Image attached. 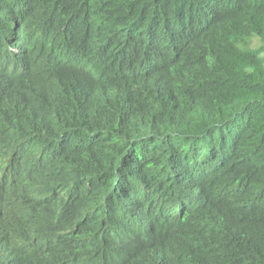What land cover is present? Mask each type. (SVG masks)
<instances>
[{"label":"trees","instance_id":"16d2710c","mask_svg":"<svg viewBox=\"0 0 264 264\" xmlns=\"http://www.w3.org/2000/svg\"><path fill=\"white\" fill-rule=\"evenodd\" d=\"M0 264H264V0H0Z\"/></svg>","mask_w":264,"mask_h":264}]
</instances>
